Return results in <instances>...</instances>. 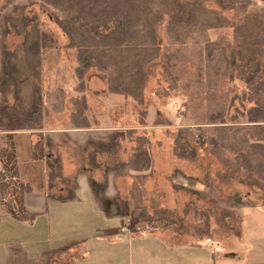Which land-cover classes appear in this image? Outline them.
I'll use <instances>...</instances> for the list:
<instances>
[{"label": "rangeland", "instance_id": "1", "mask_svg": "<svg viewBox=\"0 0 264 264\" xmlns=\"http://www.w3.org/2000/svg\"><path fill=\"white\" fill-rule=\"evenodd\" d=\"M205 4L218 11L219 24H225L208 30L211 50L194 41L163 48L147 68L143 105L109 93L106 76L90 68L83 110L89 127L74 128L70 114L74 98L81 95L73 88L75 50L67 46L57 12L38 1L14 2L12 13L25 5L24 13L35 16L53 41L42 55L38 75L22 91L27 101L40 97L41 129L0 130V146L6 133H12L21 178L32 186L26 208L46 211L32 221L0 215V264L6 244L16 240L29 255L77 243L54 264H165L157 259L166 257L167 243L175 242L214 243L264 263V214L259 211L264 210V186L229 154L212 152L203 133L211 126L245 124V111L252 103L231 64L232 25L260 12L264 2L245 9L227 8L223 0ZM160 37L164 45L163 27ZM21 41L22 36L13 32L4 38L9 51ZM1 71L0 66V76ZM12 93L11 83L0 86V102L13 103ZM219 113V120H213ZM111 135L116 144L110 156L100 145ZM39 138L45 143L43 158L31 166V146ZM139 146L151 155L149 170L127 166ZM57 158L60 170L50 177L48 164ZM69 192L75 197L58 198ZM45 193L56 198L46 200ZM234 196L249 200L252 207L239 210L223 202ZM129 213L141 216L133 224L137 232L126 227ZM112 228L118 230L109 233Z\"/></svg>", "mask_w": 264, "mask_h": 264}, {"label": "trees", "instance_id": "2", "mask_svg": "<svg viewBox=\"0 0 264 264\" xmlns=\"http://www.w3.org/2000/svg\"><path fill=\"white\" fill-rule=\"evenodd\" d=\"M17 0H4L0 6V86L12 85L13 103L0 102V130H38L41 124L37 116L41 113V99L27 101L22 96L25 86L38 75L39 63L44 52L52 46V37L40 28L35 16L24 13L20 5L12 13ZM54 9L56 21L67 37V46L75 50L74 76L77 83L74 91V110L70 122L74 128L89 127L84 115L85 75L90 68L106 76L109 93L131 97L137 104H144L147 68L159 59L163 48L201 42L210 49L208 30L225 25L218 22L219 13L208 9L206 0H32ZM264 2V0H260ZM258 0H223L227 8L235 6L245 9ZM164 28L165 44L162 45L160 28ZM234 45L231 64L237 77L247 86L246 99L252 104L245 111L243 125L211 126L204 137L212 152L221 156L229 154L231 159L246 171L258 184L264 186V9L247 14L232 25ZM22 36L21 44L12 51L6 49L4 38L9 33ZM78 103V104H77ZM62 109L63 105H57ZM221 114L212 115L219 120ZM214 122V121H212ZM220 122V121H219ZM221 123V122H220ZM38 136H43L39 132ZM115 136L111 135L100 148L114 154ZM45 143L39 138L31 146L32 158L41 160ZM49 163L50 177L60 170L59 159ZM133 170H149L152 158L140 146L128 160ZM55 172V173H54ZM49 178V177H48ZM92 189L97 191L93 186ZM32 192V186L20 178L18 160L12 133L0 146V207L18 220L32 221L38 212L28 211L24 196ZM68 193L61 199L74 198ZM46 200L56 198L45 193ZM234 209L252 207L249 200L234 196L223 201ZM46 209L44 210V212ZM144 215V212H142ZM126 227L137 232L134 223L141 216L126 214ZM118 229L112 228V231ZM71 242L56 248L40 251L29 256L17 242L6 244L3 264H54L56 257L76 246Z\"/></svg>", "mask_w": 264, "mask_h": 264}, {"label": "crops", "instance_id": "3", "mask_svg": "<svg viewBox=\"0 0 264 264\" xmlns=\"http://www.w3.org/2000/svg\"><path fill=\"white\" fill-rule=\"evenodd\" d=\"M19 174H20V166H19V154L16 152ZM31 166H35L36 160L33 161L29 159ZM21 178V174H20ZM22 180V178H21ZM23 181V180H22ZM31 193V192H30ZM28 193V194H30ZM28 194L24 196V206L26 207ZM46 201V200H45ZM27 209V208H26ZM45 209L41 210L44 212ZM248 210V209H247ZM29 211V210H28ZM264 214V210L259 209ZM38 213H41L37 211ZM6 211H4L0 207V215H6ZM20 222V221H17ZM20 243V241H14ZM168 245L165 248L166 257L158 258L157 260L161 263L165 264H264L263 260L259 257H250L245 254L242 250H223L222 248L216 246L214 243L209 242H175V243H167ZM25 250L26 247L21 244ZM56 248V247H55ZM52 249V248H51ZM47 250L42 249L40 251ZM40 251L35 252L33 255H29L27 250V254L29 256H35ZM67 253V252H66ZM6 254V253H5ZM182 261V262H181Z\"/></svg>", "mask_w": 264, "mask_h": 264}]
</instances>
